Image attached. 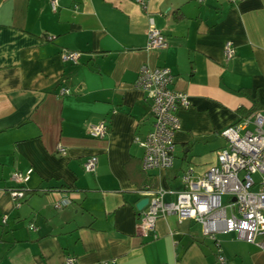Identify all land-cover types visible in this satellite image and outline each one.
I'll list each match as a JSON object with an SVG mask.
<instances>
[{"label": "crops", "instance_id": "crops-1", "mask_svg": "<svg viewBox=\"0 0 264 264\" xmlns=\"http://www.w3.org/2000/svg\"><path fill=\"white\" fill-rule=\"evenodd\" d=\"M50 1L0 0V264H66L68 256L218 264L215 242L194 221L161 217L140 235L137 204L147 186L175 200L188 167L201 175L216 164L222 131L255 102L264 109V0H61L56 11ZM151 19L164 49L147 48ZM63 50L80 51L79 63L64 62ZM143 65L169 67L172 88L191 101L178 113L172 169L144 170L134 142L153 127L151 102L136 86ZM105 119L107 136H90L89 125ZM92 155L98 162L87 172ZM28 169L17 208L11 176ZM65 196L72 203L57 208ZM218 239L229 264H264L255 244L232 233Z\"/></svg>", "mask_w": 264, "mask_h": 264}, {"label": "built area", "instance_id": "built-area-1", "mask_svg": "<svg viewBox=\"0 0 264 264\" xmlns=\"http://www.w3.org/2000/svg\"><path fill=\"white\" fill-rule=\"evenodd\" d=\"M61 0H51L56 11ZM143 5L142 0H138ZM202 1V0H201ZM47 39L52 40L53 36ZM168 46L167 37L154 25L153 19L147 31V48L164 49ZM226 60L236 55L232 41L224 47ZM80 51L63 50L64 62L78 64ZM174 75L169 67H150L143 65L139 69L136 86L142 89L151 102L153 127L144 137H134V142L143 149L142 167L151 169H172L176 157V133L181 128L178 113L191 106L186 92L172 88ZM67 89L61 93H67ZM109 126L107 120L90 124L89 135L105 138ZM227 144L217 151L216 164L210 166L201 175H196L192 166L182 175L183 189L176 192V199L168 201L170 192L164 188L147 186L141 191L149 202L142 210L137 231L147 236L155 230L161 217H175L178 223L194 221L201 225L203 236L211 239L217 246L218 264H229L224 254L220 234H234L238 239L255 244L264 251V109L256 110L222 131ZM59 152L66 149L58 146ZM98 158L92 155L84 162L87 172H94ZM33 169L25 172L15 171L11 178L15 186L10 194L15 206L21 207L25 198L23 184L31 178ZM72 197L65 196L56 203L57 208L68 206ZM33 228V226H31ZM66 264H75V258L68 256ZM104 264H117L116 260Z\"/></svg>", "mask_w": 264, "mask_h": 264}, {"label": "water", "instance_id": "water-1", "mask_svg": "<svg viewBox=\"0 0 264 264\" xmlns=\"http://www.w3.org/2000/svg\"><path fill=\"white\" fill-rule=\"evenodd\" d=\"M149 199L146 197L144 199H142L138 204H137V208L139 210H143L145 208V206L148 204Z\"/></svg>", "mask_w": 264, "mask_h": 264}, {"label": "trees", "instance_id": "trees-1", "mask_svg": "<svg viewBox=\"0 0 264 264\" xmlns=\"http://www.w3.org/2000/svg\"><path fill=\"white\" fill-rule=\"evenodd\" d=\"M261 108L262 106L259 105L257 102H255L254 107L248 113H251L252 111L260 110ZM25 194H27L26 190H25Z\"/></svg>", "mask_w": 264, "mask_h": 264}, {"label": "rangeland", "instance_id": "rangeland-1", "mask_svg": "<svg viewBox=\"0 0 264 264\" xmlns=\"http://www.w3.org/2000/svg\"><path fill=\"white\" fill-rule=\"evenodd\" d=\"M198 228V227H197ZM198 230H199V228H198Z\"/></svg>", "mask_w": 264, "mask_h": 264}]
</instances>
